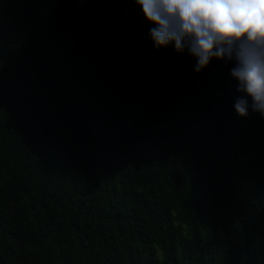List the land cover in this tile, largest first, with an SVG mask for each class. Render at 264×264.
Here are the masks:
<instances>
[{"label": "trees", "instance_id": "16d2710c", "mask_svg": "<svg viewBox=\"0 0 264 264\" xmlns=\"http://www.w3.org/2000/svg\"><path fill=\"white\" fill-rule=\"evenodd\" d=\"M154 26L0 0V264H264V116Z\"/></svg>", "mask_w": 264, "mask_h": 264}, {"label": "clouds", "instance_id": "9594fccd", "mask_svg": "<svg viewBox=\"0 0 264 264\" xmlns=\"http://www.w3.org/2000/svg\"><path fill=\"white\" fill-rule=\"evenodd\" d=\"M155 26L156 48L174 44L197 60L200 72L213 58L233 61L238 81L234 109L264 116V0H134ZM251 98V103L249 99Z\"/></svg>", "mask_w": 264, "mask_h": 264}]
</instances>
